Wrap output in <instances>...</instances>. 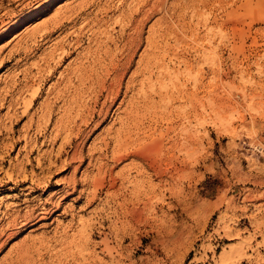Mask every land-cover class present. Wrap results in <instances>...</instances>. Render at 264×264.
<instances>
[{"label": "rangeland", "instance_id": "374dc122", "mask_svg": "<svg viewBox=\"0 0 264 264\" xmlns=\"http://www.w3.org/2000/svg\"><path fill=\"white\" fill-rule=\"evenodd\" d=\"M14 215L0 264H264V0H0Z\"/></svg>", "mask_w": 264, "mask_h": 264}, {"label": "bare ground", "instance_id": "6f19581e", "mask_svg": "<svg viewBox=\"0 0 264 264\" xmlns=\"http://www.w3.org/2000/svg\"><path fill=\"white\" fill-rule=\"evenodd\" d=\"M142 2V1H141ZM161 3V2H160ZM142 4V3H141ZM183 4V3H182ZM150 5V4H149ZM142 7V6H141ZM144 12V11H143ZM131 14V13H130ZM124 16V15H123ZM127 16V15H126ZM135 20V19H134ZM55 21V20H54ZM127 21V20H126ZM131 21V20H130ZM124 23V22H123ZM140 24V23H139ZM161 25V24H160ZM141 28V27H140ZM134 29V28H133ZM148 29V28H147ZM146 29V30H147ZM142 30V29H141ZM138 31V30H137ZM136 31V32H137ZM150 33V32H149ZM149 33H147V34H149ZM137 36V35H136ZM145 36V35H144ZM147 36H149V35H147ZM130 37V36H129ZM128 37V38H129ZM150 37V36H149ZM78 38V37H77ZM91 38V37H90ZM151 38V37H150ZM75 39V38H74ZM129 39H131V38H129ZM152 39V38H151ZM134 40V39H133ZM132 40V41H133ZM135 40H136V38H135ZM147 40V39H146ZM119 41V40H118ZM129 41V40H128ZM148 41V40H147ZM151 41V40H150ZM152 42H153V40H152ZM160 42V41H159ZM129 43H133V42H131V41H129ZM135 43V42H134ZM149 43V42H148ZM147 43V44H148ZM154 44H155V41L153 42ZM113 44V43H112ZM153 44V45H154ZM151 45H152V43H151ZM156 45V44H155ZM129 46V45H128ZM127 46V47H128ZM132 46H134V45H132ZM132 46H130L131 48H132ZM137 46V42H136V45H135V47ZM149 46V45H148ZM158 46V45H157ZM134 47V48H135ZM89 49V48H88ZM107 49V48H106ZM124 49H125V47H124ZM129 49V48H128ZM160 49V48H159ZM94 50V49H93ZM98 50H100V48L98 49ZM126 50H127V48H126ZM126 50H124V51H126ZM131 50H133V48L131 49ZM151 50V49H150ZM123 51V52H124ZM142 51V50H141ZM146 51V50H145ZM16 52V51H15ZM146 52H148L149 53V51L147 50ZM133 53H134V51H129L128 50V53L126 54V59H125V61H122L124 64L122 65V63L120 64V66L122 65V67H120V68H123V70H121V71H119L120 72V74H118V75H120V77L122 76V74L127 70V67H128V65H129V62H130V58H131V56L133 55ZM115 54V53H114ZM120 54V53H119ZM86 55V54H85ZM145 55V54H144ZM144 55H142V56H144ZM148 55V54H147ZM150 55V54H149ZM104 56V55H103ZM125 56V55H124ZM80 57V56H79ZM83 57V56H82ZM108 57V56H107ZM110 57H111V55H110ZM146 57H148L149 58V56H146ZM125 58V57H124ZM140 58H142L141 56H140ZM144 58V57H143ZM148 58L146 59L147 61H148ZM101 59V58H100ZM110 59V58H109ZM150 59V58H149ZM153 59V58H152ZM159 59V58H158ZM95 60H96V58H95ZM94 60V61H95ZM112 60V59H111ZM92 61V60H91ZM90 61V62H91ZM114 61H115V59H114ZM120 61V60H119ZM140 61H142L141 59H140ZM138 62V61H137ZM136 62V63H137ZM142 62H145V61H142ZM107 63V62H106ZM113 64H114V62H112ZM131 63V62H130ZM109 64V63H108ZM134 64V63H133ZM142 64V63H141ZM144 64V63H143ZM150 63H148V65H149ZM115 66H116V64H114ZM108 66V65H107ZM112 66V65H111ZM143 66V65H142ZM141 66V67H142ZM114 67V66H113ZM139 67L140 66H138V69H139ZM78 68H79V66H78ZM115 68V67H114ZM118 68V67H117ZM144 68H146V64H145V67ZM105 69V68H104ZM134 69H136V68H134ZM137 69V70H138ZM79 70V69H78ZM110 70V69H109ZM114 70V69H113ZM141 70V69H140ZM147 70V69H146ZM145 70V71H146ZM80 71H81V69H80ZM116 71V73H117V69L115 70ZM129 71V70H128ZM136 71V70H135ZM83 72V71H82ZM93 72V71H92ZM132 72V71H131ZM134 72V71H133ZM132 72V73H133ZM139 72V71H138ZM112 73H115V72H112ZM135 73V72H134ZM137 73V72H136ZM141 73H142V71H141ZM79 75V74H78ZM114 75V74H113ZM126 75V74H125ZM133 74H131V76H132ZM135 75H137V74H135ZM96 76V75H95ZM117 76V75H116ZM115 76V77H116ZM134 76V75H133ZM130 77V76H129ZM129 77H127V79L129 78ZM136 77V76H135ZM97 78H98V75H97ZM91 79V78H90ZM99 79V78H98ZM131 79V78H130ZM82 80V79H81ZM100 80H102V79H100ZM110 80V79H109ZM114 80V79H113ZM116 80V79H115ZM99 81V80H98ZM97 81V82H98ZM117 81V80H116ZM130 81V80H129ZM82 82V81H81ZM81 82H79V83H81ZM111 82V81H110ZM115 82V81H114ZM92 84V83H91ZM90 84V85H91ZM112 83H110V85H111ZM116 84H118V82H116ZM78 85V84H77ZM81 85V84H80ZM101 85V84H100ZM106 85H108V84H106ZM113 85V84H112ZM102 86V85H101ZM104 86V85H103ZM113 87H115V86H113ZM112 87V88H113ZM116 87H118L117 85H116ZM115 89H117V88H115ZM114 89V90H115ZM113 90V89H112ZM106 91V90H105ZM109 91V90H108ZM116 92V91H115ZM111 93V92H110ZM113 93V92H112ZM115 95V94H114ZM95 100V99H94ZM96 101V100H95ZM65 109V108H64ZM66 109L68 110V108L66 107ZM132 109V108H131ZM130 110V109H129ZM131 112H133L132 110H131ZM133 114V113H132ZM49 115V114H48ZM129 115V114H128ZM131 115V114H130ZM125 116V115H124ZM133 117V116H132ZM83 121H84V119H83ZM126 126V125H125ZM120 129V128H119ZM120 131V130H119ZM118 131V132H119ZM162 144V143H161ZM156 148V147H155ZM154 148V149H155ZM160 149V148H159ZM153 151V150H152ZM151 151V152H152ZM158 151H160V150H158ZM157 151V152H158ZM162 151V150H161ZM154 152H156V149H155V151ZM153 153V152H152ZM152 153H150V154H146V155H151ZM73 154V153H72ZM147 156V157H148ZM147 157H145V158H147ZM72 158H73V156H72ZM144 159V158H143ZM149 159V158H148ZM148 162H149V160H148ZM148 162H147V164H148ZM154 162V161H153ZM156 162H157V160H156ZM150 163V165H151V161L149 162ZM156 164V163H155ZM157 166V165H156ZM160 168V167H159ZM158 168V169H159ZM161 169V168H160ZM158 172H160V170L158 171ZM23 177V176H22ZM94 177V176H93ZM96 180V179H95ZM93 182V181H92ZM138 194V193H137ZM137 198V197H136ZM89 200V199H88ZM87 200V201H88ZM90 201V200H89ZM88 203V202H87ZM135 203H137V202H135ZM136 206V205H135ZM137 207V206H136ZM134 208V207H133ZM135 211V210H134ZM19 212V211H18ZM136 212V211H135ZM134 212V213H135ZM141 211H139L138 213H140ZM136 214V213H135ZM22 215H23V213H22ZM30 216V215H29ZM22 218V217H21ZM24 222V221H23ZM15 223H16V215H14L13 217L11 216V218H9V220H8V224H7V226L4 228V229H1L0 230V247L9 239V238H11V237H13V236H15L16 235V233H17V231L18 230H16V229H11L12 228V226H14L15 225ZM22 241H24V239L22 240ZM26 241V240H25ZM19 247H20V245H19ZM19 252V251H18ZM16 253V252H15ZM19 254V253H18ZM17 254V255H18ZM21 255V254H20ZM26 256V255H25ZM21 257H24V256H22L21 255ZM20 257V258H21ZM24 259V258H23ZM32 259V258H31ZM12 261H14V260H12Z\"/></svg>", "mask_w": 264, "mask_h": 264}]
</instances>
